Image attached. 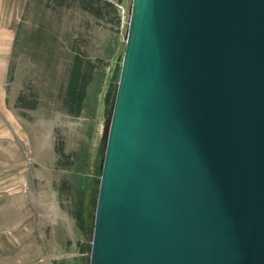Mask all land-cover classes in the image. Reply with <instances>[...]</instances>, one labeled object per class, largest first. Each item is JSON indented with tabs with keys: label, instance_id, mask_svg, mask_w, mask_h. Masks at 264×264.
Returning a JSON list of instances; mask_svg holds the SVG:
<instances>
[{
	"label": "water",
	"instance_id": "95a60500",
	"mask_svg": "<svg viewBox=\"0 0 264 264\" xmlns=\"http://www.w3.org/2000/svg\"><path fill=\"white\" fill-rule=\"evenodd\" d=\"M90 264H264V0H132Z\"/></svg>",
	"mask_w": 264,
	"mask_h": 264
},
{
	"label": "rangeland",
	"instance_id": "374dc122",
	"mask_svg": "<svg viewBox=\"0 0 264 264\" xmlns=\"http://www.w3.org/2000/svg\"><path fill=\"white\" fill-rule=\"evenodd\" d=\"M131 5L0 0V264H90Z\"/></svg>",
	"mask_w": 264,
	"mask_h": 264
},
{
	"label": "trees",
	"instance_id": "16d2710c",
	"mask_svg": "<svg viewBox=\"0 0 264 264\" xmlns=\"http://www.w3.org/2000/svg\"><path fill=\"white\" fill-rule=\"evenodd\" d=\"M75 97L76 96H74V95L72 97L70 96V99L67 100L66 102L68 103V105H70V104H75V101H76L78 108H81L82 107L83 100H84V92H82V94L77 99Z\"/></svg>",
	"mask_w": 264,
	"mask_h": 264
},
{
	"label": "crops",
	"instance_id": "0c3cea01",
	"mask_svg": "<svg viewBox=\"0 0 264 264\" xmlns=\"http://www.w3.org/2000/svg\"><path fill=\"white\" fill-rule=\"evenodd\" d=\"M84 103H85V101L83 100L82 107H84Z\"/></svg>",
	"mask_w": 264,
	"mask_h": 264
}]
</instances>
